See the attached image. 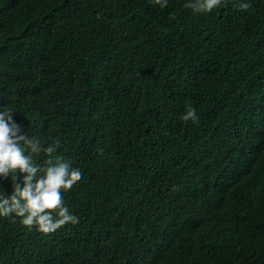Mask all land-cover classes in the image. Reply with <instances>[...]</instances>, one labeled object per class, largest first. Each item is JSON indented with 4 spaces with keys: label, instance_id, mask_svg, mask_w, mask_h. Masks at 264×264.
Segmentation results:
<instances>
[{
    "label": "trees",
    "instance_id": "1",
    "mask_svg": "<svg viewBox=\"0 0 264 264\" xmlns=\"http://www.w3.org/2000/svg\"><path fill=\"white\" fill-rule=\"evenodd\" d=\"M187 2L0 0V111L82 172L0 264H264V0Z\"/></svg>",
    "mask_w": 264,
    "mask_h": 264
},
{
    "label": "clouds",
    "instance_id": "2",
    "mask_svg": "<svg viewBox=\"0 0 264 264\" xmlns=\"http://www.w3.org/2000/svg\"><path fill=\"white\" fill-rule=\"evenodd\" d=\"M160 7L167 6V0H152ZM226 4V0H188L184 5L195 12H211ZM239 7L246 10L249 4L241 2ZM10 110L0 111V177L11 176L13 192L10 196L0 194V216L15 215L31 230L36 227L41 233H53L66 224H77L79 218L69 212L62 191L67 192L82 179V172L54 154L59 147L53 142L42 146L39 139L30 138L22 122L14 119ZM185 121L199 122L196 110L188 105L181 117ZM43 153L47 156L45 166L36 164L33 157ZM43 173V175H40ZM22 175L20 182L18 176ZM55 214V215H54Z\"/></svg>",
    "mask_w": 264,
    "mask_h": 264
}]
</instances>
